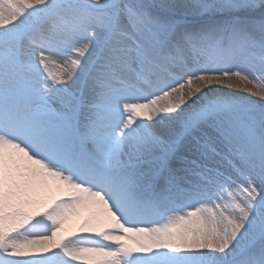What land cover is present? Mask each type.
Returning <instances> with one entry per match:
<instances>
[{
	"label": "snow or ice",
	"instance_id": "obj_1",
	"mask_svg": "<svg viewBox=\"0 0 264 264\" xmlns=\"http://www.w3.org/2000/svg\"><path fill=\"white\" fill-rule=\"evenodd\" d=\"M0 264H264V0H0Z\"/></svg>",
	"mask_w": 264,
	"mask_h": 264
},
{
	"label": "rangeland",
	"instance_id": "obj_2",
	"mask_svg": "<svg viewBox=\"0 0 264 264\" xmlns=\"http://www.w3.org/2000/svg\"><path fill=\"white\" fill-rule=\"evenodd\" d=\"M242 95H246L245 93H241Z\"/></svg>",
	"mask_w": 264,
	"mask_h": 264
}]
</instances>
